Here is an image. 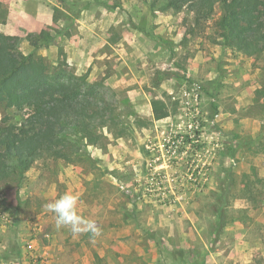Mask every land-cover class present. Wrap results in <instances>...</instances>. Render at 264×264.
I'll use <instances>...</instances> for the list:
<instances>
[{"label":"rangeland","instance_id":"rangeland-1","mask_svg":"<svg viewBox=\"0 0 264 264\" xmlns=\"http://www.w3.org/2000/svg\"><path fill=\"white\" fill-rule=\"evenodd\" d=\"M220 14L195 24L155 0L76 4L71 15L100 33L91 45L122 34L123 45L87 52L88 70L53 46L38 53L124 92L125 131L5 183L0 264H264V53L223 47ZM20 115L0 108V123Z\"/></svg>","mask_w":264,"mask_h":264},{"label":"trees","instance_id":"trees-1","mask_svg":"<svg viewBox=\"0 0 264 264\" xmlns=\"http://www.w3.org/2000/svg\"><path fill=\"white\" fill-rule=\"evenodd\" d=\"M155 1L163 9L186 8L195 24L207 20L218 5L221 14L214 27L221 45L246 57L264 53V0ZM23 41L31 48L27 53L20 51ZM54 41L49 34L20 38L0 33V108L21 113L16 122L5 117L0 123V191L10 180L19 184L41 160L73 161L75 153L79 161L86 154L81 147L103 144L104 130L116 137L124 134L117 114L124 92L108 88L102 80L93 84L86 75L68 71L66 64L53 68L38 52ZM167 114L158 113L154 104L156 120ZM115 125L121 129L116 133ZM68 217V209L59 211V219Z\"/></svg>","mask_w":264,"mask_h":264},{"label":"crops","instance_id":"crops-1","mask_svg":"<svg viewBox=\"0 0 264 264\" xmlns=\"http://www.w3.org/2000/svg\"><path fill=\"white\" fill-rule=\"evenodd\" d=\"M79 2L91 0H0V33L20 38L27 34H49L55 39L51 46L57 51H64L68 62L71 61L78 70H88L92 63L90 57L87 58V52L92 56L93 50H104L108 47L117 51L123 45L124 36L121 35L120 41H109L107 37L100 46L91 45L88 37L96 38L100 33L94 32L76 16L71 15L75 14V7ZM105 35L107 34H102ZM22 45L30 48L26 41ZM78 51L85 56L82 59L84 62L72 53ZM95 79L100 80L101 77Z\"/></svg>","mask_w":264,"mask_h":264}]
</instances>
